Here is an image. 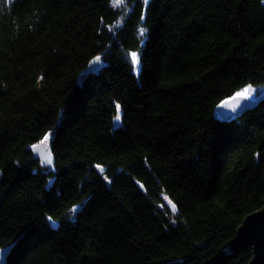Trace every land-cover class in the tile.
<instances>
[{
	"label": "trees",
	"instance_id": "trees-1",
	"mask_svg": "<svg viewBox=\"0 0 264 264\" xmlns=\"http://www.w3.org/2000/svg\"><path fill=\"white\" fill-rule=\"evenodd\" d=\"M263 206L264 0H0L6 264H247Z\"/></svg>",
	"mask_w": 264,
	"mask_h": 264
},
{
	"label": "water",
	"instance_id": "water-1",
	"mask_svg": "<svg viewBox=\"0 0 264 264\" xmlns=\"http://www.w3.org/2000/svg\"><path fill=\"white\" fill-rule=\"evenodd\" d=\"M100 67L99 60L94 59L88 65L84 75L95 72ZM252 105V101L238 96L223 102L216 108L219 118L227 121L246 113ZM32 158L39 165L47 169L53 164V157L49 147L37 144L31 149ZM167 207L175 214L174 208L167 204ZM252 249V258L247 264H264V206L261 210L247 216L238 228L233 241L228 246L230 252H236L243 248ZM9 249H0V264H6L9 257Z\"/></svg>",
	"mask_w": 264,
	"mask_h": 264
},
{
	"label": "rangeland",
	"instance_id": "rangeland-1",
	"mask_svg": "<svg viewBox=\"0 0 264 264\" xmlns=\"http://www.w3.org/2000/svg\"><path fill=\"white\" fill-rule=\"evenodd\" d=\"M246 90V89H245ZM245 90L241 93V97H244V98H250V99H253L255 96H257L256 94H260L262 91L261 90H253V89H250V91L248 92H245ZM49 141H50V137H47V139L43 140L40 144L48 147L49 146Z\"/></svg>",
	"mask_w": 264,
	"mask_h": 264
},
{
	"label": "snow or ice",
	"instance_id": "snow-or-ice-1",
	"mask_svg": "<svg viewBox=\"0 0 264 264\" xmlns=\"http://www.w3.org/2000/svg\"><path fill=\"white\" fill-rule=\"evenodd\" d=\"M123 2V0H114V4L115 5H119L120 3H122ZM97 59H99V58H97ZM134 59H135V57H134ZM248 91H250V89H246L245 90V92H248ZM117 119H119V116L117 117ZM47 139V138H46Z\"/></svg>",
	"mask_w": 264,
	"mask_h": 264
}]
</instances>
